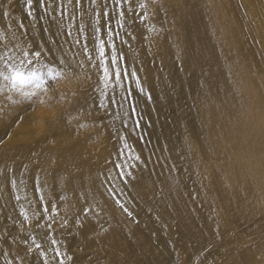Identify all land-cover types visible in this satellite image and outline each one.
Instances as JSON below:
<instances>
[{
    "label": "bare ground",
    "instance_id": "1",
    "mask_svg": "<svg viewBox=\"0 0 264 264\" xmlns=\"http://www.w3.org/2000/svg\"><path fill=\"white\" fill-rule=\"evenodd\" d=\"M107 8L0 0V55L62 73L25 114L0 80V264H264V0Z\"/></svg>",
    "mask_w": 264,
    "mask_h": 264
},
{
    "label": "snow or ice",
    "instance_id": "2",
    "mask_svg": "<svg viewBox=\"0 0 264 264\" xmlns=\"http://www.w3.org/2000/svg\"><path fill=\"white\" fill-rule=\"evenodd\" d=\"M71 2V0H69ZM33 0H27V6L31 9ZM40 7L43 9L45 7V0H39ZM95 3V0H93ZM109 3L114 4L117 8L121 6L122 0H105V10L103 12V16L105 18V28L110 32L111 28L108 25L107 17L109 14V10L107 5ZM123 3H128V0H123ZM80 0H76V6L79 7ZM123 15V12L119 13ZM31 15V12H29ZM62 15H67V9L64 10ZM96 31H100L99 27H97ZM79 42V41H77ZM98 52L97 55L99 57V62L94 64L93 67L97 69L98 72L102 73V77L107 85L110 81L114 82L115 85L119 86L120 83L126 81L129 78V71L126 67L123 66L122 60L123 57H117L115 55H109L110 48H114L115 45L107 46V42L104 39L98 38ZM87 51V48H85ZM40 53H29L28 51H23L20 57L16 56H4L0 55V80L8 81L12 88L17 91H23L28 88H41L45 86L44 74L37 70L34 67V57H38ZM91 60L92 57L90 56ZM62 75V73H53L49 70L48 77L49 79H56L58 76ZM135 76L133 72L131 74ZM26 96L34 95L35 93H24ZM130 97V93H129ZM128 97L124 98L127 99ZM113 103L116 101L113 100ZM102 103V102H101ZM134 111V109H133ZM47 211V208H45ZM127 211V209H125ZM55 244V241H52ZM37 248L40 245H36ZM59 251L57 250L56 255L59 256ZM62 264V262H61Z\"/></svg>",
    "mask_w": 264,
    "mask_h": 264
},
{
    "label": "rangeland",
    "instance_id": "3",
    "mask_svg": "<svg viewBox=\"0 0 264 264\" xmlns=\"http://www.w3.org/2000/svg\"><path fill=\"white\" fill-rule=\"evenodd\" d=\"M57 78H59V76H58ZM57 78H56V79H57ZM56 79H53V80L50 79V80H51V81H54V80H56ZM50 80H48V81L51 82ZM48 81L45 80V83L47 82V84H45L44 87L36 88V89H41V90H39L40 92H39L38 90L36 91L35 88H29V90H25V91L22 92V96H23V97H27V98H26L24 101H22V103H21L22 111L25 109L23 112L20 111L21 113L25 114V113L31 112V111L34 109L35 104H40V103L42 102V101L40 102L39 100H42L43 95L45 94V90L49 89V88H48L49 86H47V85L50 84V83H48ZM54 82H55V81H54ZM25 92H28V93H35V94H34V95H31V96L29 97V96H26V95L24 94ZM43 92H44V93H43ZM38 93H39V94H38ZM40 93L42 94V96L40 95ZM35 95H36V96H35ZM38 95L41 96V97H39ZM28 97H29V98H28ZM37 97H38L39 99H38ZM32 98H33V99H32ZM30 99H31V100H30ZM34 99H36V100H34ZM26 100H27V101H26ZM29 100H30L31 102H30ZM28 101H29L32 105H30V103H29ZM26 102H27L28 104H27ZM32 102L35 103L34 106H33V103H32ZM38 102H40V103H38ZM19 103H20V102H19ZM27 105H30L31 107H33V109H32L30 106H28V107H30V109H29V108L27 107ZM101 109H102V108H101Z\"/></svg>",
    "mask_w": 264,
    "mask_h": 264
}]
</instances>
